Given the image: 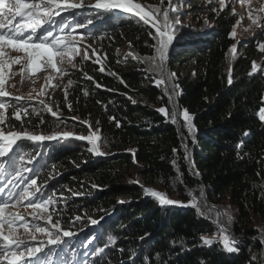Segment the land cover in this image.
I'll return each mask as SVG.
<instances>
[{"label":"trees","instance_id":"16d2710c","mask_svg":"<svg viewBox=\"0 0 264 264\" xmlns=\"http://www.w3.org/2000/svg\"><path fill=\"white\" fill-rule=\"evenodd\" d=\"M174 3L178 6L177 0ZM84 12H75L77 21ZM134 22L135 26L129 22L121 29L106 32L117 41L103 44L106 58L102 65L88 61L81 64L80 72L69 75L68 80L73 84L66 89L67 100L60 91L48 101L54 111L59 110L60 116L88 121L92 130L98 128L102 137L98 143L110 155L96 157L80 149L79 144L90 147L87 142L74 141V146L61 140L41 149L25 147L22 165L17 159V167L33 170L25 177L36 179L40 186L47 184L49 175L62 172L60 181L64 186L42 188L44 195L60 198L57 200L62 205L59 207L62 228L70 230L71 219L78 228L91 225L89 217L99 221L78 238L68 239L61 249H53L48 254L64 256L66 250L68 258L80 259L81 242L85 235H91L96 239L87 264H201L202 261L204 264H259L264 247L254 238H264V122L258 118L259 109L264 107V73H253L252 66L253 62L262 61V55L256 45L242 47V55L231 68L233 82L229 84L227 58L234 44L229 35L232 23L221 20L216 32L203 30L194 37L191 34L192 39L185 38L186 30L180 29L182 38L173 49L168 71L177 70L175 83L180 94L175 100L178 111L187 109L193 117L196 128L193 142L183 126L182 116L173 124L170 117L157 111L161 107L169 113L172 111L163 85L157 86L152 74L141 66L134 64L125 69L118 62L113 50L122 45L119 32L127 35L139 53L153 55L149 45L154 41L149 32L154 30L138 19ZM182 70L187 71L186 76L180 75ZM191 70H195V78L190 77ZM84 73L93 79L87 80ZM96 84L101 87L97 88ZM85 90L89 93L87 96ZM68 103L72 105L71 110ZM13 111L8 109L6 124L21 126L20 121L14 120ZM22 119L23 129L39 134H52L58 124L50 113L39 111L37 114L32 107ZM81 125L84 129L76 130L89 134L87 126ZM245 132L249 135L245 136ZM241 143L243 146L238 147ZM185 144L187 150L182 146ZM187 154L189 162L185 159ZM32 158L34 162L28 163ZM189 167L199 175L194 177ZM133 168L138 169L142 185L160 188L173 200L187 204L189 192L199 198L203 189L211 206L218 207L222 213L224 207L228 208L234 219L230 230L241 241L239 253L228 254L218 243L203 246L200 237L212 234L211 221L193 208L175 209L160 205L153 197L144 198L143 189L130 182L128 172ZM1 179L5 181L6 176L1 175ZM23 187L24 183H20V188ZM63 188L81 193L83 198L66 197ZM77 216L81 219L76 220ZM77 226L73 229H78ZM110 237L115 238L114 245L108 243ZM101 247L105 248L103 254H93ZM253 255L258 259L253 261ZM67 261L59 263L71 264Z\"/></svg>","mask_w":264,"mask_h":264},{"label":"snow or ice","instance_id":"6c2138e0","mask_svg":"<svg viewBox=\"0 0 264 264\" xmlns=\"http://www.w3.org/2000/svg\"><path fill=\"white\" fill-rule=\"evenodd\" d=\"M238 2L241 5L248 4L250 10L247 15L251 20V24L264 29V24H261L259 15V13H264V7L253 9L251 6L252 0H238ZM163 3L164 0H161L160 6H152L144 5L137 2V0H94L93 3L88 4L85 3V0H0V158H7L0 162V175L6 176V182L3 186H0V264H53L48 253H51L53 249H61L67 243L66 238L71 239L78 235L73 231L62 228L60 220L53 221L58 200L54 195L45 197L42 193L44 186L38 185L37 180L34 178L25 177V173H31L33 170L22 166L17 167V159H19L21 165L24 161L25 147L28 144L42 145L47 141L74 138L86 141L90 145L88 151L96 157L107 155L101 150L98 143L102 140L99 135L100 130L98 128L92 130L88 121L81 122L88 124L89 134L86 136L74 135L69 131L44 135L27 129L23 131H6L4 128L6 113L9 108L14 110V119L20 121L23 127L22 117L29 115L28 105L33 101L41 106L38 110L35 105H32L33 112L37 114L39 111L50 113L58 124L64 123L59 110L54 111L53 107L41 97L48 94V88L55 89L60 86L59 84H53L52 81L57 76L62 79L69 74V67L65 65L70 66L71 69H77V57H80L83 61L91 58L88 51L91 45L84 47L87 37L74 35L76 28L67 31L70 24L65 19L60 20L58 27H53L56 24L55 18L60 17L63 11H68L73 16L75 11L86 8L109 14L119 11L122 14L130 15L133 20L138 19L144 25H150L151 29L155 30L154 33L149 32V36L154 41L149 47L154 49V54L140 57L130 52L129 55L132 56V59L146 65L143 70L152 74L157 86H165L164 93L168 96L172 111L169 113L165 107H161L157 111L166 117H170L173 124H177L178 116H182L183 126L194 142L196 128L193 117L187 109L182 112L178 111L175 97L180 94L178 91L179 85L175 83L176 74L168 71L171 51L182 38L180 33V10L174 0H167V7H163ZM218 3L221 11L227 6L226 0H218ZM213 11H216V9H213ZM233 14H235V9H233ZM240 22L238 20L237 24ZM82 26L77 24V27ZM229 35L232 38L236 36V26H233ZM259 50L264 52V43L259 44ZM230 52L233 54L232 58L235 59L236 44L231 46ZM11 53H16V55ZM92 55L96 56L94 62L99 63L100 57L95 49H92ZM17 65L19 66L18 73L12 71L13 66ZM100 71L103 72L104 68L101 67ZM256 71L257 66L253 62L252 72L255 73ZM41 72L46 74L45 84L35 96L31 93L27 96H14L6 89L8 81L17 74L21 77V83L31 81L35 84L36 80L33 78ZM111 74L114 75V73ZM84 78L87 80L93 79L87 73H84ZM232 82L231 68H229L228 83L232 84ZM72 84L73 81L69 79L66 88L71 87ZM96 87L99 88L101 85L96 84ZM88 94L85 90L84 95L87 96ZM67 95V90H65V100H67ZM129 99L131 98L129 97ZM12 101H15V103H12ZM22 101L27 103H21ZM132 102L135 103L136 101L133 100ZM67 106L69 110L72 109L70 103ZM258 118L264 122V107L259 109ZM72 119L77 118L73 117ZM110 119L115 120V117ZM41 123H43V120H41ZM116 127H120L119 121L116 122ZM244 135L247 136L249 133L245 132ZM242 146L241 143L238 147ZM185 149L187 150L186 144ZM34 159H29L28 163H33ZM185 159L190 160V157L186 155ZM193 175H199V173L194 171ZM20 183H24L22 189ZM143 191L145 195L155 198L162 206L191 207L196 209L198 214L207 218V213L204 211L206 205L204 204L203 189H201L199 198L189 192L190 199L187 204L173 200L165 193L149 187H143ZM80 194L73 193V195ZM123 202L120 201V203ZM25 204L27 208L32 210L29 214L30 219L19 212L11 210ZM211 211L213 209H209V212ZM80 219L81 217H76V220ZM89 219L92 225L99 224L98 220L90 217ZM215 219L219 226V237L217 239L215 236L212 238L201 236L202 245L212 247L218 243L222 245V251L228 254H238L241 241L230 234V226L234 224L232 215L227 212L216 211ZM38 234L45 236L46 239L38 240ZM95 239V236L88 239L84 247L87 248ZM141 239H144V237H141ZM261 242L264 243V240ZM108 243L114 245L115 238L110 237ZM183 243L181 241V245ZM46 249L48 250L47 253L45 252ZM104 251L105 248L101 247L95 249L93 254H103ZM121 251L123 250L121 249ZM251 259L255 261L258 257L253 255ZM201 264H204V262L202 261ZM259 264H264V260H260Z\"/></svg>","mask_w":264,"mask_h":264},{"label":"rangeland","instance_id":"374dc122","mask_svg":"<svg viewBox=\"0 0 264 264\" xmlns=\"http://www.w3.org/2000/svg\"><path fill=\"white\" fill-rule=\"evenodd\" d=\"M165 1H167V0H165ZM93 2H94V0H85L86 4L93 3ZM137 2H140L144 5H152V6H160L161 5V0H156V2L149 1V0H137ZM177 4H178L179 10H180L179 11V17H180V21H181L180 29H185L186 33H187V35H186L187 37H185V38H191L190 37L191 34L194 37L196 35L195 33L202 32L203 30L206 31L207 33L216 32L220 27L219 22L221 20H225V22L232 23V28H233V26H236V36L234 38H232V37L231 38L233 39L234 44L237 45V53H236V58L233 59L232 58L233 54L231 52H229V55L227 58L228 72H229V68H232V66L234 65L237 58L240 55H242V47H244L246 45H256L259 53L262 55V59H261L262 61L259 63L256 62L257 71H261L264 73V52H261L259 50V44L264 43V29H262L260 27H256L255 25L251 24V20L248 18V15H247L248 11L250 10L248 4L241 5L238 2V0H226L227 6L222 11L220 9V5L218 3V0H177ZM167 6H168V4L163 5V7H167ZM251 6L253 9L259 8V7H264V0H252ZM213 9H216V11H213ZM233 9H235V14H233ZM84 10H86V12H84L80 16V19L78 21H77L78 17H77L76 13H74V16H73L70 13H68V14L65 13V11H64L61 13V16L62 17L67 16L66 18H68V19H65L70 24V27L67 29V31H72L73 28H76L74 35H78V36L84 35L87 37V40L85 41L84 47L91 45V48L88 49L89 56L91 58L87 61H83L80 57H77V59H76V63L78 65L77 69H71L70 66L65 65L66 67H69V74L64 76L62 79L59 76H57V78L52 81L53 84H59L60 86L55 88V89L48 88V90H47L48 94L44 97H41L42 99L45 100L46 103H48L49 100L51 101L54 96H57L59 93H61L60 91H62V94L65 93V90L67 89L66 86L68 84L69 75H72L76 71L80 72L81 64L89 61L90 63L92 62L94 64L102 65V62L106 58L105 57L106 56L105 55V49H104L103 44L106 43V45H111L112 43H115L117 41L115 37L107 36L106 35L107 31H109L110 29H114V30L121 29L123 25L127 26L129 24V22L135 23L133 18L130 15L122 14L119 11H115V12L109 14V13H103L102 11H97L95 9H90V8H86ZM173 15H175V14H173ZM259 15L261 17V24H264V13H259ZM60 17L55 18L56 24L53 27L59 26V22L61 20ZM85 20H86V22H85ZM238 20L241 21L239 24H237ZM89 21H91V23H89ZM206 21H207V23H206ZM77 24H80L83 26L77 27ZM135 25H136V23L134 24V26ZM119 33L120 34L118 35V37H119V41L122 43V45H121V47L113 50L115 52V55L117 56L119 64H121L125 69L131 68L134 64L137 66L139 65L144 69L146 67V65L139 63L138 61L132 59V56H130L129 53L131 52V53L138 55L140 57H147V56H151V55L147 54V53L144 55L139 53L137 48L134 46L133 42L130 39H128L127 35L123 34L122 32H119ZM104 40H105V42H104ZM92 49H95L97 51V53L99 54V57H100L99 63L94 62L96 60V56L92 55ZM11 54L16 55V53H11ZM153 54H154V49H153ZM173 56H174V53L172 50L171 54H170V59ZM170 59H169V62L171 61ZM191 66L192 67L194 66L193 62L191 63ZM12 71L18 73L19 72V66L18 65L13 66ZM172 72L176 74V72H177L176 68H173ZM186 73H187L186 70H182L180 75L186 76ZM45 76H46V74L43 72L38 73L37 76L33 78L36 80V83L33 84L31 81H26L24 83H21V77L19 74H17L15 76H13L10 81H8V83L6 84V89L10 93H12V95H14V96L15 95L27 96L29 93H31L32 95L35 96L39 92L41 87L44 86ZM190 77L195 78V70H191ZM33 89H35V91H33ZM163 89H164V85H163ZM21 103H27V102L22 101ZM32 105H35L36 108L40 107V105L38 103H36L35 101L31 102V104H29L28 107H32ZM61 117L64 119V121L70 122V124H67L65 122L60 123V124H56L54 126V128L56 129L55 132L69 131V132H72L74 135H85L84 131H77L76 130V128H79L80 130L84 129V126L81 125L82 124L81 122L83 120L72 119L73 117H67V116H61ZM84 125L87 126V129L89 131L88 124H84ZM4 128L6 131H23L24 130L21 126L10 127L6 123L4 125ZM44 135H47V134H44ZM61 140H63V139L54 140V141H47L42 145L28 144L26 147H29V148L33 147L35 149V148H37V146H39L38 149H41L42 147L50 145V144H52V145L58 144ZM65 141L67 144H71L74 146H75L74 141H79L80 143L86 142V141L76 140L74 138H69L68 140H65ZM79 147L82 151L89 152L87 146H85L83 144H79ZM183 148L185 149L184 145H183ZM101 150L104 151L102 148H101ZM107 154L110 155V152ZM111 156H113V155H111ZM104 157H107V156H104ZM4 159H7V158H0V161H4ZM188 162H189V160H188ZM57 173L54 175L51 174L47 178V184L44 186L47 190H49L50 188H54V186H57V187L58 186H64L63 184H61V181H60V176L62 175V172L58 171ZM26 174L27 173H25V176H27ZM128 175L132 178L130 180V182L138 185L141 189H143V187H149V188H152L154 190L161 191L160 188H156L154 186L142 185L141 182L139 181L140 179H139V174H138L137 168H133L132 170H130L128 172ZM47 185H49V187H47ZM61 190H62V193L66 194L65 195L66 197L69 195H72L73 197L83 198V196H81V195H73V193H77L75 191L73 192V191L66 189V188H63ZM200 192H201V189H200ZM200 192H199V194H200ZM44 196L47 197L48 195H44ZM147 197H150V196H147V195L144 196V198H147ZM57 199L59 200L60 198H57ZM59 203H61V202L58 201L56 206H55L56 207V213L53 216V221L59 220V217H62V215H61L62 209L59 208L62 205H59ZM204 204L206 205L204 211L207 213V218L205 216L204 217L202 216V217L206 218L207 221H211L212 225L214 226L212 228L213 229L212 234L205 235V236L209 237V238H212L215 236L218 239V237H219V232H218L219 226L216 223L215 213H216V211H219V212H221V211L219 210L218 207L211 206L208 203L205 191H204ZM185 208H187V207H185ZM209 209H213V211L209 212ZM11 210L14 212H19L20 214L25 215L30 219L29 214L31 213L32 210L27 208L26 204L20 205V206L13 208ZM223 212L229 213L230 211H228V208L224 207ZM197 213H198V211H197ZM76 226L77 225H75V220L71 219L70 226H69L70 231L77 233L78 234L77 236H81V234L83 232H85L89 228H92L93 225L91 224V225H88L86 227L82 226V228H78V226H77L78 229H73ZM79 226H80V224H79ZM65 230H68V229H65ZM262 230H264V227L262 228ZM21 233H22V229H21ZM230 234L232 236H234L233 233L231 232V230H230ZM107 238H108V235H106V239H105L106 244H107ZM43 239H46V237L38 234V240H43ZM66 239L68 240V238H66ZM88 239H92L91 235H88V236L85 235L84 236V239H83L84 245L87 243ZM254 239L260 240V242L262 240H264V238H262V237H255ZM94 242H95V240H94ZM261 244L264 247V243L261 242ZM90 246L91 245H89L87 248L84 247V253L85 254L88 252ZM261 260H264V252L261 256ZM73 264H79V263L74 262Z\"/></svg>","mask_w":264,"mask_h":264},{"label":"water","instance_id":"95a60500","mask_svg":"<svg viewBox=\"0 0 264 264\" xmlns=\"http://www.w3.org/2000/svg\"><path fill=\"white\" fill-rule=\"evenodd\" d=\"M150 26V25H149ZM165 87V86H164ZM183 146V145H182ZM123 154H125V153H123ZM123 154H121V155H123ZM115 156H117V155H113V156H110V157H115ZM187 156H188V154H187ZM187 160H189V159H187ZM189 172L193 175V172H192V170L190 169V167H189ZM194 177H195V175H193ZM171 207H173V208H175V209H186L185 207H180V206H171Z\"/></svg>","mask_w":264,"mask_h":264},{"label":"bare ground","instance_id":"6f19581e","mask_svg":"<svg viewBox=\"0 0 264 264\" xmlns=\"http://www.w3.org/2000/svg\"><path fill=\"white\" fill-rule=\"evenodd\" d=\"M80 11H86V10H84V9H83V10H77V11H75V12H80ZM63 12H64V11H63ZM65 13H67V14H68V13H70V12H68V11H65ZM63 17H64V16H63ZM61 18H62V16L60 17V19H61Z\"/></svg>","mask_w":264,"mask_h":264}]
</instances>
